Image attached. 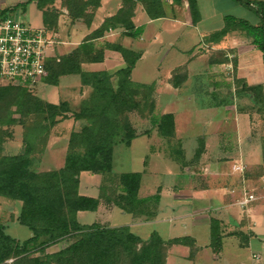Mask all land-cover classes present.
I'll return each mask as SVG.
<instances>
[{
  "label": "rangeland",
  "instance_id": "374dc122",
  "mask_svg": "<svg viewBox=\"0 0 264 264\" xmlns=\"http://www.w3.org/2000/svg\"><path fill=\"white\" fill-rule=\"evenodd\" d=\"M28 2L0 0V7L13 11L14 6ZM16 15L31 29L46 30L43 28L45 20L34 2L17 8ZM159 29L162 30L160 33ZM155 35L156 41H151L150 38ZM197 35L186 29L179 31V27L170 23L157 22L145 27L141 40L131 39L123 43L125 48L143 55L130 76L135 85L133 98L138 109L127 114V120L135 138L129 147L122 144L113 147L110 174H80L82 189L85 188L92 195L98 194L100 207L97 213L81 212L76 221L80 225L127 227L141 239L157 235L166 240L168 237L189 234L196 239L197 245L210 242V229L204 226L198 230L188 228L187 232H180L178 227L168 229L165 223L133 224L146 223L154 214L159 219L169 215L168 209L172 203L163 192L158 210V204L148 202L153 214L148 218L124 213L113 203L121 194L118 181L121 174H140L137 194L140 200L155 196L159 198V189L166 192L168 187L182 185L181 182L188 177L190 183L186 187L202 189L207 197L214 196L218 204L223 202L224 206H230L225 209L230 221L221 227L224 234L220 240L221 261H213L212 264H264V201L246 209L235 204L238 187L243 185V181H254L264 168V93L242 92V85L237 84L232 66L226 65L232 60L229 51L217 52L205 47L201 43L205 34ZM50 36L55 46L57 39L52 34ZM53 45L48 48V56L53 57ZM57 45L54 49L60 55L72 52L70 47ZM107 64L111 68L116 65L124 67L114 60H109ZM26 90L44 103L56 105L66 102L71 112H78L88 103L91 92L90 88L81 85L78 76L59 78L56 87L48 86L41 80L30 87L26 86ZM10 112L12 118L21 124L0 127V157L21 154L28 137L32 148L31 170L43 173L60 169L68 151L69 135L78 132L84 122L68 119L49 129L42 115L20 118L15 108ZM167 114L173 116L176 128V135L169 139L159 137L157 129L150 122V118ZM248 140L256 148L253 149L256 151L255 158L248 157L251 148ZM203 153L205 156L202 157ZM236 162L244 166L242 175L232 170ZM86 197L92 198L91 195ZM19 211V202L0 197V223L5 227V234L23 242L30 237V232L18 224ZM249 214L252 216L250 219ZM249 220H252V226ZM232 232L236 235H227ZM245 238L249 239L248 243ZM72 241L67 238L39 255L56 254ZM207 252L205 250L198 254L194 264H206ZM213 255L219 256L218 252H213ZM170 263L187 264L173 260Z\"/></svg>",
  "mask_w": 264,
  "mask_h": 264
},
{
  "label": "trees",
  "instance_id": "16d2710c",
  "mask_svg": "<svg viewBox=\"0 0 264 264\" xmlns=\"http://www.w3.org/2000/svg\"><path fill=\"white\" fill-rule=\"evenodd\" d=\"M54 1L29 0L28 3L34 2L38 9H42ZM60 1L71 20H81L89 28L99 0ZM138 1L144 3L152 19L161 17L160 0H123L121 9L105 19L76 49L46 60L42 79L46 85L56 87L59 78L78 76L81 85L90 88L88 103L78 112H71L66 102L56 105L44 103L33 97L26 86L0 87V127L21 124L12 118V108H15L20 118L42 115L49 129L68 119L84 122L78 132L69 135L64 164L58 170L43 173L31 170L32 148L28 137L21 154L0 157V197L20 203L17 222L30 232L27 240L19 242L5 234V227L0 223V264H165L166 250L171 243H191L189 238L164 242L157 235L142 240L127 227L80 225L76 221L77 213L96 212L99 205L98 199L79 195L80 174H110L113 147L117 144L129 147L135 138L127 114L138 109L133 98L135 85L130 76L141 54L120 45H96L95 41L102 38L105 32L116 28L123 30L124 37L138 39L143 29L135 28L131 22ZM186 1L190 11L194 12L195 0ZM235 1L251 5L245 0ZM28 3L14 6L11 12L15 14L17 8ZM253 5L255 11L261 14L260 27H252L230 17H225V22L237 25L253 39L252 44L262 53L264 62V5ZM51 14L44 11L42 17L45 20ZM106 50L118 53L124 61V67L112 74L81 70L82 64L101 63ZM150 122L160 137H173L172 115L150 118ZM118 181L121 194L113 202L114 205L129 215L152 217L148 202L153 201L152 205H157L159 198L138 199L140 174H121ZM209 229L210 248L217 253L222 239L218 221L211 219ZM67 238L73 241L63 250L53 255H39Z\"/></svg>",
  "mask_w": 264,
  "mask_h": 264
},
{
  "label": "crops",
  "instance_id": "0c3cea01",
  "mask_svg": "<svg viewBox=\"0 0 264 264\" xmlns=\"http://www.w3.org/2000/svg\"><path fill=\"white\" fill-rule=\"evenodd\" d=\"M122 1L123 0H99V6L93 13V19L89 28H87L81 20H71L68 17L67 11L61 6L60 0H55L52 4H48L44 8L39 9L41 16L44 11L52 12L51 16L45 19V26H43V28L46 29L50 34L54 35L57 39L56 44L55 46L53 45L51 51L53 57L64 55L58 54L54 49L56 46H58L57 44H63L64 48L70 47L69 49L71 51L76 49V47L82 43L86 36L101 26L105 19L114 16L121 9ZM245 1L250 2L251 5L247 6L235 0H195L194 12H191L186 0H160L162 15L156 19H152L147 14L144 3L142 1H138L135 3L131 22L135 28L141 27L143 29V33L138 38V40L143 38L145 27L157 22L170 23L176 28L179 27V31L186 29L196 36H198L197 33H204L205 36L202 37L203 41H201V43H203L202 45H205V47H210L217 52L228 50L231 54L232 60L228 61V63H226V61L225 63L226 65L232 66V71L235 74V79L238 82L236 80L235 81L237 84L240 83V85H242V92H261L262 94V92L264 93V62L262 59V53L252 44L253 39L244 30L235 24H226L225 22V17H230L237 21L245 22L252 27H260L262 25L261 14L255 11V5L253 4L259 3L264 5V0ZM245 17L250 18L252 22ZM161 31V29L158 30L159 33ZM156 36L157 35L152 36L150 40L156 41ZM128 40L131 39L123 36V30L121 28H116L105 32L102 38L95 41V44L101 45L107 43L110 45H120L121 47L125 48L123 43L127 42ZM60 45L59 47H61ZM59 47L57 51H59ZM142 56L143 55H141L140 59H142ZM109 60H114L115 63H119L121 66L124 65V61L118 53L106 50L104 51L103 61L101 63L82 64L80 68L82 71L88 73L107 72L110 74L122 68L118 67L117 65L111 68L107 64ZM115 68L118 69L114 70ZM174 135H176L175 126L173 136ZM248 141V143L251 142V140ZM249 145L251 148H249L250 151L248 152V157L255 158L256 151L254 150L256 148L253 147L254 144L252 142ZM203 156H205L204 153L202 157ZM239 164L241 163L236 162L233 166H238ZM249 182V180L245 181V185L247 187L250 184ZM181 183L182 185L175 184L171 187H168L166 192L162 189H159V203L163 193L167 195L166 199L172 203L168 209L169 215L167 214L164 219H159V217L154 214L153 218L148 220L146 223L133 224L142 226L148 224L155 225L159 223H165L168 225V229L170 230L178 227L180 232H187L188 228H192L194 230H198L202 226H204V228H209L210 220L214 219L218 221L219 232L223 237L224 234L222 233L223 230L221 227L230 221V216L225 212V209L230 206H224L223 202L218 204L214 196L211 195V198L207 197L205 191L202 189L197 187H186V184L188 185L190 183L188 177H186L184 182ZM243 186L244 181L243 185L238 187L237 194H240V190H242ZM78 193L82 196L91 195L94 199L98 198V194H93V196L92 194L87 193L85 188L82 189V184H80V181ZM230 195L232 194L230 193ZM99 207L100 205L98 206L96 212L93 213H97ZM158 209L159 204L157 210ZM80 213L81 212L77 213V215ZM249 217L251 218L252 216L249 214L248 218ZM248 223L251 226L253 224L252 220H249ZM239 234L241 235L242 233ZM227 235L232 236L236 235V233L232 232ZM249 236H252V232H250ZM182 238H189L191 243L188 245L171 243L173 240ZM163 241L171 243V245L168 246L166 250L165 264H171L170 261L172 260L173 262L181 261L186 262L187 264H194L196 256L205 250L208 251V254H206L208 255L206 264H212L214 263L213 261H221L220 250L218 251L219 258L215 257L213 255L212 249L210 248V242L205 241L203 244L197 245L196 239L189 234L182 235V237H168V239ZM245 241L248 243L249 239L247 240L245 238ZM247 243H245V245H248ZM209 258L211 262L209 261Z\"/></svg>",
  "mask_w": 264,
  "mask_h": 264
},
{
  "label": "built area",
  "instance_id": "2783aa9c",
  "mask_svg": "<svg viewBox=\"0 0 264 264\" xmlns=\"http://www.w3.org/2000/svg\"><path fill=\"white\" fill-rule=\"evenodd\" d=\"M46 30L31 29L17 19L16 13L0 7V87L29 86L40 82L45 75V62L49 47L54 42ZM241 174L244 166L232 167ZM247 187L244 182L235 204L246 209L264 201V168ZM234 193V191H231Z\"/></svg>",
  "mask_w": 264,
  "mask_h": 264
}]
</instances>
